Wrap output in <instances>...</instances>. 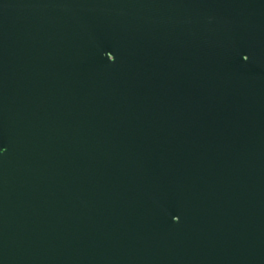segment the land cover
I'll use <instances>...</instances> for the list:
<instances>
[{"label": "water", "instance_id": "water-1", "mask_svg": "<svg viewBox=\"0 0 264 264\" xmlns=\"http://www.w3.org/2000/svg\"><path fill=\"white\" fill-rule=\"evenodd\" d=\"M0 264H264V0H0Z\"/></svg>", "mask_w": 264, "mask_h": 264}]
</instances>
